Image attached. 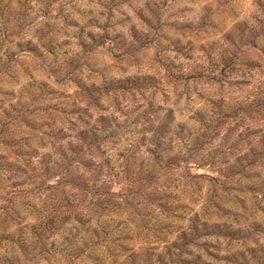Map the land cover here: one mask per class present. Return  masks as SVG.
Masks as SVG:
<instances>
[{"label": "rangeland", "instance_id": "obj_1", "mask_svg": "<svg viewBox=\"0 0 264 264\" xmlns=\"http://www.w3.org/2000/svg\"><path fill=\"white\" fill-rule=\"evenodd\" d=\"M0 59V199L16 203L0 215V264H90L71 252L70 225L39 229L45 216H55V193H40L39 181L26 186L33 195L17 198L11 188L26 177L7 165L23 167L25 155L31 163L44 161L45 183L55 184L63 172L55 163L66 142L40 141L51 131L40 125L56 93L76 99L71 118L82 113L85 122H78L91 129L103 117L101 128L140 151L157 135L162 150L178 153L195 133L201 143L211 138L202 155L209 149L235 164L250 161L245 155L264 135V0H1ZM121 86L130 89L115 90ZM98 87L107 94L100 96ZM249 104H255V119L240 110ZM64 127L69 136L75 126ZM67 202L59 207L65 218ZM140 212L134 226L115 217L116 229L150 235L121 240L120 263L158 264L165 235L154 236V219ZM249 237L244 257L234 261L264 264V229L252 225ZM139 246L141 255L130 257ZM233 251L242 250L235 245Z\"/></svg>", "mask_w": 264, "mask_h": 264}, {"label": "trees", "instance_id": "obj_2", "mask_svg": "<svg viewBox=\"0 0 264 264\" xmlns=\"http://www.w3.org/2000/svg\"><path fill=\"white\" fill-rule=\"evenodd\" d=\"M104 89L107 88L98 87L96 92H101L102 96L106 93ZM127 89L130 88L121 86L115 90L125 92ZM56 95V105L44 109L48 119L40 125L41 130L47 127L51 131L42 132L40 141L66 142L57 151L55 166L63 168L57 182L45 183L44 161L31 163V155L24 156L23 167L14 163L7 165L11 169L22 168L26 177L15 181L11 187L17 198L23 194L33 195L26 186L35 185V181H39L35 189L40 193L56 194L55 216L50 220V215L44 217L41 231L49 223L57 227L68 224L71 226L67 237L71 239L69 247L76 258L86 256L90 264H126L119 259L125 252L121 240L134 242L150 235L143 231L130 235L127 229H116L115 217L122 216L124 224L134 226L141 221L140 210L143 209L154 219L153 235H165V251L160 253L158 264H239L234 259L244 257L243 248L248 244L251 226L264 229V164L261 163L264 135L245 155L244 161H250L235 164L223 162L227 155L216 156L209 149L202 155L205 145H211V138L201 143L195 133L192 134L195 140L178 153L173 149L162 150L161 137L157 135L151 136L150 149L140 151L127 139L122 140L118 133L112 130L108 133L101 128L106 122L103 117L91 129L86 123L83 126L78 122H85L81 119L82 113L76 114L75 119L71 118L75 112L69 111L77 103L76 99L63 93ZM254 108L255 104H249L240 110H244L243 115H250L247 118L255 119L251 117L257 114ZM67 124L75 126L70 128L73 133L69 136H65ZM139 140L138 145L146 139ZM12 160L18 162V159ZM191 160H202L199 161L202 163ZM192 164H198L196 172ZM203 168L210 169L208 173H199ZM0 200L3 202L1 216L14 210V201L8 200L11 204L8 205L7 200ZM65 200L71 208L66 218L59 210ZM253 200L256 211L249 214ZM257 242L254 243L258 245ZM235 245L242 251L234 252ZM139 248L143 249L139 246L129 251L130 257H139ZM44 258L42 260L48 262Z\"/></svg>", "mask_w": 264, "mask_h": 264}]
</instances>
